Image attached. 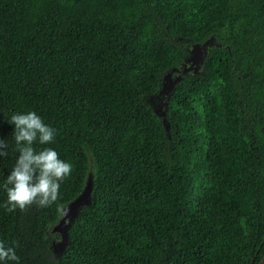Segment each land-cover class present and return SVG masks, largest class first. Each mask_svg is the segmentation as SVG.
<instances>
[{
	"label": "trees",
	"instance_id": "16d2710c",
	"mask_svg": "<svg viewBox=\"0 0 264 264\" xmlns=\"http://www.w3.org/2000/svg\"><path fill=\"white\" fill-rule=\"evenodd\" d=\"M167 72L178 79L159 114L150 97ZM29 111L57 130L35 147L73 171L50 207L8 212V121ZM0 137V241L19 264H257L264 0H0ZM87 182L88 201L64 217Z\"/></svg>",
	"mask_w": 264,
	"mask_h": 264
},
{
	"label": "clouds",
	"instance_id": "9594fccd",
	"mask_svg": "<svg viewBox=\"0 0 264 264\" xmlns=\"http://www.w3.org/2000/svg\"><path fill=\"white\" fill-rule=\"evenodd\" d=\"M8 123L15 126L12 135L19 155L2 186L7 194L3 207L8 212L26 211L33 205L50 207L60 199L61 183L71 176L73 165L52 147L38 150L35 145L53 144L57 130L35 111L12 115ZM8 147L6 139L0 137V157L8 155ZM19 259L14 247L0 241V262L19 264Z\"/></svg>",
	"mask_w": 264,
	"mask_h": 264
},
{
	"label": "water",
	"instance_id": "95a60500",
	"mask_svg": "<svg viewBox=\"0 0 264 264\" xmlns=\"http://www.w3.org/2000/svg\"><path fill=\"white\" fill-rule=\"evenodd\" d=\"M210 43H212V38L207 39L202 44H199V43L192 44L189 48V52H190L188 56L189 58L185 61V64L189 65L194 70H196V68L202 63L203 57L205 55L206 44H210ZM174 71H177V68H175ZM170 76H171V72H167L164 75V80L162 83L161 90L165 94H167L168 91L171 90V88L173 87L174 81L178 79V76L174 77L173 79L170 78ZM89 188H90V185H89V182H87L81 194L76 199H74L71 203H69L66 208L63 209L64 217H68L69 219H71L73 213L75 212L76 207L79 204L88 201ZM64 217L54 227V230H58L61 233L62 240H66L65 228L67 224L63 220ZM257 264H264V254L262 255V257L260 258Z\"/></svg>",
	"mask_w": 264,
	"mask_h": 264
},
{
	"label": "rangeland",
	"instance_id": "374dc122",
	"mask_svg": "<svg viewBox=\"0 0 264 264\" xmlns=\"http://www.w3.org/2000/svg\"><path fill=\"white\" fill-rule=\"evenodd\" d=\"M188 58L189 57H187V59ZM183 70H185V69H183ZM174 77H177V76H174ZM150 100L153 104L155 111L158 112L159 114H163L164 106H165V102H166V100L164 99L163 91L161 90V92L159 91L158 94L150 97ZM61 244H64V240H62V239H60V240L51 239V247L55 252H57L59 250Z\"/></svg>",
	"mask_w": 264,
	"mask_h": 264
}]
</instances>
